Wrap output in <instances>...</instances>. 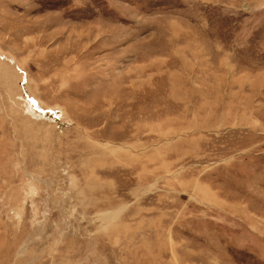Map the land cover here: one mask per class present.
<instances>
[{
	"label": "rangeland",
	"instance_id": "obj_1",
	"mask_svg": "<svg viewBox=\"0 0 264 264\" xmlns=\"http://www.w3.org/2000/svg\"><path fill=\"white\" fill-rule=\"evenodd\" d=\"M0 264H264V0H0Z\"/></svg>",
	"mask_w": 264,
	"mask_h": 264
}]
</instances>
